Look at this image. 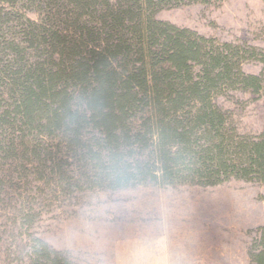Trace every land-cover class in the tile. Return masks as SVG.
Returning <instances> with one entry per match:
<instances>
[{"label": "trees", "instance_id": "trees-1", "mask_svg": "<svg viewBox=\"0 0 264 264\" xmlns=\"http://www.w3.org/2000/svg\"><path fill=\"white\" fill-rule=\"evenodd\" d=\"M19 1L42 21L15 10ZM19 1L0 7V158L11 163L0 169V198L12 199L10 176L32 158L47 184L52 175L71 183L69 155L85 161L81 179L96 174L109 189L148 179L264 186V130L237 136L214 104L228 89L259 92L261 79L241 63H264V53L155 18L179 0ZM115 158L128 164L119 181L110 170ZM31 241L11 252L20 263L69 264ZM250 259L264 264V226Z\"/></svg>", "mask_w": 264, "mask_h": 264}, {"label": "rangeland", "instance_id": "rangeland-1", "mask_svg": "<svg viewBox=\"0 0 264 264\" xmlns=\"http://www.w3.org/2000/svg\"><path fill=\"white\" fill-rule=\"evenodd\" d=\"M5 1L0 7L9 9L15 0ZM179 1L155 18L220 45L264 53V0ZM15 10L42 21L28 3L19 1ZM259 61L241 63L245 75L261 79L258 93L238 87L214 100L237 136L253 138L264 130ZM63 160L71 183L60 184L52 175L47 184L33 158L20 162L28 171L10 176L16 184L8 191L12 199L0 198V264H22L11 252L29 248L31 240L69 264H253L250 255L258 250L264 226L262 184L230 179L213 187L161 186L148 179L109 189L96 174L80 178L84 160L78 164L72 155ZM10 164L0 158L2 171Z\"/></svg>", "mask_w": 264, "mask_h": 264}, {"label": "clouds", "instance_id": "clouds-1", "mask_svg": "<svg viewBox=\"0 0 264 264\" xmlns=\"http://www.w3.org/2000/svg\"><path fill=\"white\" fill-rule=\"evenodd\" d=\"M128 164L126 161L115 158L110 161V170L113 175V179L119 181L123 178L124 172L127 170Z\"/></svg>", "mask_w": 264, "mask_h": 264}]
</instances>
